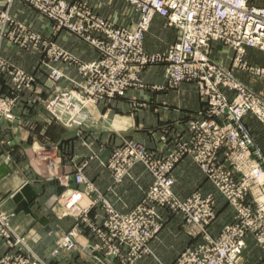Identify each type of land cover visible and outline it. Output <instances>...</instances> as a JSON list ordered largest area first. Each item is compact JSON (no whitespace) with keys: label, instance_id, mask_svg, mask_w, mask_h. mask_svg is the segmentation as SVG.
Instances as JSON below:
<instances>
[{"label":"built area","instance_id":"2783aa9c","mask_svg":"<svg viewBox=\"0 0 264 264\" xmlns=\"http://www.w3.org/2000/svg\"><path fill=\"white\" fill-rule=\"evenodd\" d=\"M15 1L0 0V45L8 41L23 49H41L54 91L61 82L69 83L45 102L52 120L71 129L92 125L99 104L143 88V72L158 65L163 68V84L153 86V90L189 84L205 105L183 127L164 130L162 149L153 151L136 139L125 140L102 162L115 184L133 179L136 167H142L150 178L142 199L127 213L113 206L85 175L86 165L81 166L73 175L78 188L63 194V207L78 226L59 237L52 254L75 250L78 237L84 238L88 228L97 243L87 240L83 248L92 254L101 251L105 264L113 260L135 264L152 254L150 242L163 223L159 210L165 209L180 215L202 239L181 251L172 264H240L248 237L264 256V155L245 124L250 118L264 128V91L237 77L246 75L264 83V65L251 63L247 56L249 50L264 55V0H119L125 11L117 10L111 16L103 15L87 0H20L54 22V31L66 30L88 43L97 54L88 62L44 40L26 22L17 20L11 12ZM98 3L100 7L111 6L104 0ZM156 18L175 29L177 37L164 50L149 51L146 36ZM214 44L230 52L228 63L213 57ZM58 63L75 66L80 77H68ZM5 76L11 77L17 93L33 92L39 78L36 72L9 64L0 53V86ZM14 106V100L0 92V120L16 122ZM40 146L38 158L57 169L59 147ZM185 157L232 210L231 221L216 235L208 231L215 220L214 194L195 190L180 198L174 191L173 172ZM64 178L69 181V176ZM97 207L103 209L100 225L90 219ZM11 216L0 201V239L7 251L0 264H48L37 255L29 237L14 227Z\"/></svg>","mask_w":264,"mask_h":264},{"label":"crops","instance_id":"0c3cea01","mask_svg":"<svg viewBox=\"0 0 264 264\" xmlns=\"http://www.w3.org/2000/svg\"><path fill=\"white\" fill-rule=\"evenodd\" d=\"M87 1L90 2L92 6L94 4V8L100 10V12L106 16L113 15L117 10L122 12L123 7H125L119 0H114L112 4L108 0H104L105 2L111 4V6L106 4L104 7H100V4L98 3L100 0ZM12 12L17 20L26 22L32 30L40 34L44 40L57 44L68 51L72 56L87 62L95 59L97 55L96 51L92 49L88 43L82 41L77 36L70 34L66 30L57 32L54 31V22L45 19L38 11L29 7L27 3L16 0L13 3ZM123 19L124 18H122V20ZM176 37L177 32L175 29L167 27L164 20L156 18L153 21L150 32L146 36L145 45L149 51H162L169 44L173 43L176 40ZM7 42L8 41H4L0 45V53L3 57L7 59L10 58L11 62L28 72H36V75L39 77L37 83L39 85L40 82L43 81V78L42 75H40L42 73H40L37 68L44 70L46 80L48 79V71L44 67L43 62L40 61L41 55L39 53H43L41 49H23ZM212 50V55L215 59H218L219 61L223 60L227 63L229 62L231 55L228 50L217 44L212 46ZM43 56L47 59L45 54ZM247 56L251 63L264 65V55L256 51L249 50ZM57 66L68 77H72L74 79H78L80 77L77 68L69 63H58ZM162 71V66H153L146 69L142 76L144 81L149 85H162ZM237 77L244 83L251 85L255 90L264 91V83L257 82V84H253L254 81L249 77H246V75L237 74ZM45 83L46 84L44 86L46 87L41 86L44 88V91L39 88L41 90L39 98L33 102L31 107L27 108L25 103L34 96L33 92L28 97L26 96L27 93L21 96L19 98L18 106L15 107V114L17 116L20 117V115H23L26 119L34 118V120H36V123L33 122V127L24 125L25 127L27 126V129L20 127L18 132V121L8 122L6 120H0V166L4 165L6 168H10L13 171L12 174L7 175L5 178L0 180V201L2 203V209L8 214H12L11 222L14 227L18 229L22 235L24 234L26 237H29L30 244L40 254L49 256L51 254L53 244L55 243L54 241H56L55 239L59 237L60 232L63 234L68 233L74 227L78 226V222L76 219H68L71 225L64 230L62 218L56 219L55 216L50 213L54 200H47L44 197L45 195L47 196L50 192L51 195L54 194L57 196L56 191L61 186L65 187L64 193L72 189V185L69 181L63 179H65L64 177L66 176H69V180L74 178L73 175L76 174L77 170L81 166H83V161L86 159V161H88L87 166L84 169L85 175L102 193H104L106 198L118 211L122 213L129 212L139 203L144 192L150 186L151 182L149 176L142 167H136L133 171V179H126L123 183L118 185L114 183L112 173L102 165V162H106L110 158L113 150L121 145L125 140L136 139L147 146L148 149L153 151L162 149L163 146L160 141V137L162 136L164 130H171L174 125L177 126V129L183 127L187 121L197 117L198 114L205 109V105L199 99L192 85L183 84L178 89L179 92L181 90L182 93V95H179L183 103V105L180 106L181 110H178L177 113H169L171 114L169 115L171 117L168 115H163L161 117L162 111L159 110L160 107L158 108L156 106L153 108V120H151V122L153 121V129L151 131L146 130L145 133H141L142 135H134L132 138L131 135H125V130H127V128H125L123 124L120 127L114 128V131L111 130L112 134H110L111 137L109 145H107L108 148L101 150L98 145L93 143V139L99 136L98 132H101L97 131L99 130L97 126L95 128L96 122L90 125V127L87 125L81 129H73L78 131L81 135L76 133L73 139L61 138L59 143V156H61L62 159L60 158L61 161L58 159L59 162H61L59 165L60 171L57 172V178L59 179L58 181L55 180V182L51 176L49 178V176L45 175L48 172L47 166L44 167L36 163L34 164L25 156L27 154L26 150L28 151L30 148H35L36 145H41L43 142H50V138L46 136L45 133L50 130L51 124L56 122L48 117L49 114H47L46 110V114L44 113V109H42V107L40 108L36 119L34 117L36 112H32L35 110L34 105L36 106V101H39L41 99L40 97L43 96V92L45 95H50V91L47 89L51 84L48 80L47 82L45 81ZM60 85L68 87L69 83L67 81H63ZM135 91L136 90L129 91L125 97L130 96L133 94L132 92ZM154 91L158 90H153L151 93L147 92V94L152 95V93H156ZM164 91H171V89H166ZM123 98L124 97L117 98L109 103L100 104L98 108H103L108 104H112L114 106L116 102H118V104L123 102L124 100H121ZM148 119L149 116L143 115L141 122H150ZM246 122L254 123L255 121L248 118L246 119ZM127 124L131 125V121L129 120ZM38 127H40L39 131L37 130ZM89 129L91 131V135L87 138L83 137L82 131ZM148 132L153 133L149 135ZM38 135H40V138ZM96 152L97 154H95ZM19 154L21 155L19 156ZM7 157L9 158V161L6 163L4 160ZM21 158L25 159L26 163L24 160L22 161ZM173 174L176 178L174 191L180 198L189 196L195 190H199L204 194H214L215 220L208 227V231L211 235H216L223 225L231 221L233 215L232 210L223 198L215 193L214 189L203 178L200 170L191 161V159L188 157L183 158L176 165ZM44 178L46 179L45 182L43 181ZM26 184L31 185L33 191L37 193V198L30 204L33 216L24 212H20L18 214L15 213L17 205L13 201V196ZM102 210L103 209H101V207H97L90 213V219L96 225L102 224L104 220ZM159 213L163 218V223L155 238L150 242L152 254L143 257L135 264H172L181 251L202 240L200 235L194 234L196 229L187 225L180 215L172 214L165 209L159 210ZM45 217H47L49 221V230L47 226L40 224V220ZM191 232L194 235H192ZM84 239L85 242H79L81 245H84L87 240L91 244L97 243L96 237L91 234L88 228L85 229ZM6 252V248L3 247V241L0 239V258L5 255ZM90 255L93 254L82 253L80 257H76L74 259L72 257L70 260L71 253L63 252L59 255L58 260L59 262L62 261L65 264H67L68 261L71 262L72 260L74 264H83L84 260L88 263L95 264L97 261ZM99 256H101V258L104 257L103 253ZM113 262V264H119L117 260H113ZM240 264H264V256L255 246L254 241L250 237L246 240V247L242 252Z\"/></svg>","mask_w":264,"mask_h":264},{"label":"rangeland","instance_id":"374dc122","mask_svg":"<svg viewBox=\"0 0 264 264\" xmlns=\"http://www.w3.org/2000/svg\"><path fill=\"white\" fill-rule=\"evenodd\" d=\"M125 7H123V10ZM12 12V11H11ZM13 14V12H12ZM8 43V42H7ZM40 57V61L41 62H46L47 59L44 58V54H41ZM5 58V57H4ZM5 60L12 65H15L13 62H11L10 58L7 59L5 58ZM17 66V65H15ZM18 67V66H17ZM20 69L24 70L23 68L19 67ZM37 70L42 73L40 75H42L43 81L40 82L39 84H36L35 87L33 88V93L34 96L32 98H30L26 103L25 106L27 108L31 107L33 105V102L39 98V94L40 91L43 90V87L47 82L46 80V75L44 70L37 68ZM26 71V70H24ZM27 72V71H26ZM44 73V74H43ZM11 77L10 76H5V78L2 79L1 81V86H0V92L1 95H3L4 97L8 98L9 100H14V108L18 106L19 104V98L21 96H23L24 94L27 93V97L31 95V91H25L23 93H17L15 92V89L12 88V85L10 83ZM254 81V80H253ZM145 86L143 88H138L135 89V92H132L133 94H131L128 97H124L121 100H124L123 102H120L118 104V102L115 103V105L113 106L112 104H108L106 106H104L103 108H98V112H95V119H96V123H95V128L97 126V128L99 130L97 131H101L98 132L99 136H97L95 139H93V143L98 145L101 149L104 148H108L107 145H109L110 142V134H112V131H114V128L120 127L124 124V127L127 128V130H125V135H131L132 138L138 135H142L143 133H145V131H151L153 129V121L151 122L152 119V114H153V108L154 107H160L159 110H161V117L163 115H171L169 113H177L178 110L180 109V106L183 105L182 101H181V97L179 95H182L181 90L179 92V88L177 89H171V91H164V90H158V91H154L156 93H152V95H148L147 92H152L153 91V85H149L147 82H145ZM253 84H257V81H254ZM43 86V87H41ZM66 86H62V85H58V89H55L54 85H50V87H48V91H50V95H45V93L43 92V96H41L39 101H36V106L34 105V109L32 112H36V115H34L35 119L37 118V115L40 111V108L42 107V109H44V113L45 110L47 112L46 106L47 103L45 104V102L47 101V99L49 98V96H52L54 93L59 92L61 89H63ZM41 90H40V89ZM262 91V90H261ZM54 92V93H53ZM155 97V98H154ZM40 103V104H39ZM100 106V104H99ZM174 110V111H173ZM15 112V109H14ZM165 113V114H164ZM46 114V113H45ZM47 114H49L47 112ZM16 115V114H15ZM33 115V114H32ZM143 115H147L149 116L150 122H141V118H143ZM17 116V115H16ZM48 116V115H47ZM160 116V113H159ZM29 117V115H28ZM50 117V116H48ZM171 117V116H169ZM131 121V125H128V121ZM17 121H18V127H17V131L19 132L20 127L27 129L26 127H33V122L36 123V120L33 119H26L24 118L23 115L17 116ZM23 126H22V125ZM247 128L249 129V134L252 137L253 141L255 142V144L260 148V150L262 151L263 155H264V128H261L256 122L252 123V122H246L245 123ZM24 125H27L26 127ZM88 127H90V125H88ZM74 128H67L65 127L63 124L59 123V122H53L51 124V128L48 132L45 133L46 136H48L50 138V142L48 143H41V145H45L46 147H59V143L61 138H67V139H73L74 135L77 133L78 135H81L80 133H78V131L73 130ZM37 130H40V127L37 128ZM142 133V134H141ZM153 132H148V134H152ZM39 134V133H38ZM124 134V133H123ZM91 135V131L89 130H83L82 131V136L83 137H88ZM40 138V135H38ZM39 147L40 144L36 145L35 148H30L28 151L26 150V158L29 159L30 162H33L34 164H38L40 166H44V167H48L47 170L48 172L45 174L47 176H51L52 179L57 180L59 178H57V172H59V167H57V169L55 168L54 165H52V163L46 162L40 158H38V154L40 153L39 151ZM97 154V152L95 153ZM21 154H19L20 156ZM58 159H62L61 156H59V151L57 154ZM60 159V161H61ZM21 160L25 161V159ZM88 161V160H87ZM87 161L86 159H84L83 161V165L87 166ZM58 164L60 165L61 162H59V160L57 161ZM58 165V166H59ZM36 167V166H35ZM53 173V174H52ZM43 181L45 182L46 179L44 178ZM42 181V182H43ZM56 182V181H55ZM69 193V192H68ZM68 193H66L64 196H66ZM54 195V194H53ZM51 195V193L49 192V194L46 196H44L47 200H54V203L52 205V209H50V213L53 214L55 216L56 219H61L63 220V229L65 230L66 228H68L71 223L70 221H68V219H74L70 212L68 210H65V207H63V205L66 202L65 197H62L63 194L61 196H56V195ZM5 212V211H4ZM6 213V212H5ZM67 213L66 217H63V214ZM8 214V213H6ZM67 218V219H66ZM64 236L63 233L60 232L59 237ZM59 237H57L54 241L55 243L53 244L52 250H51V254L49 256L46 255H42L40 254L36 249L35 252L37 253V255L40 256L41 259L45 260L48 264H65L64 262H59L58 258L59 255H53V248L56 247L57 243L59 242ZM78 241L80 243L85 242V239L82 237H78ZM78 242L77 248L75 250L72 251H64L62 250L61 253L63 252H68L71 253V258L70 260L74 258H78L82 255V253H87V254H92L91 250H87L85 248L82 247V245ZM86 246V245H85ZM87 247V246H86ZM100 253H94L93 255H90L91 257L93 256V259H95L97 262L96 263H101V264H105V257L101 258V256L99 255ZM99 258V259H98ZM73 261V260H72ZM70 262L68 261L67 264H74V262ZM111 264H113V261H110ZM84 263H88L87 261L84 260ZM83 263V264H84ZM88 264H93V263H88ZM117 264V263H115ZM119 264H122L121 262H119Z\"/></svg>","mask_w":264,"mask_h":264},{"label":"water","instance_id":"95a60500","mask_svg":"<svg viewBox=\"0 0 264 264\" xmlns=\"http://www.w3.org/2000/svg\"><path fill=\"white\" fill-rule=\"evenodd\" d=\"M12 173H13L12 169L6 168V166L4 165L0 166V180ZM69 183L72 185L73 189H77V184L75 183L74 178H71L69 180ZM64 191H65V187L61 186L60 188L57 189L56 193L58 196H61L64 193ZM36 198H37V193L33 191L31 185L29 184L24 185L21 188V190L13 196V201L17 205V209L15 213L18 214L20 212H24L26 214L33 216L32 210L30 209V204L33 203ZM40 224L43 226H47L48 230L50 229L48 225L49 221L47 217L40 220Z\"/></svg>","mask_w":264,"mask_h":264}]
</instances>
